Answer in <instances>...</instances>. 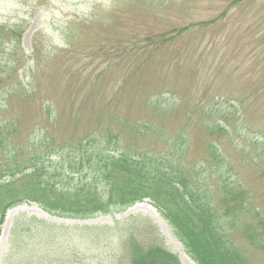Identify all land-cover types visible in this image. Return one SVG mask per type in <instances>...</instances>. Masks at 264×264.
<instances>
[{
    "label": "rangeland",
    "instance_id": "obj_1",
    "mask_svg": "<svg viewBox=\"0 0 264 264\" xmlns=\"http://www.w3.org/2000/svg\"><path fill=\"white\" fill-rule=\"evenodd\" d=\"M263 10L264 0H0V27L23 30L20 50L6 40L0 59L9 52L11 66L39 69L33 100L16 97L3 115L18 119L20 139L47 136L57 144L82 139L90 145L91 138L102 139V126L117 132L112 115L126 121L149 117L148 98L184 101L186 108L178 105L156 118L168 132L188 121L187 112L198 116L204 103L212 118L230 124L224 162L232 166L233 180L240 178L252 197L259 195L257 206L264 210V118L253 117L255 106L245 102L247 92L261 91L264 77ZM43 102L57 117L43 113ZM258 103L264 109V100ZM187 127L195 160L203 153V136ZM27 216L55 229L29 224ZM16 223L24 231L56 232L53 238L33 234L31 264H127L121 233L131 225L145 228L140 238L178 255L181 264H197L149 199L114 218L86 220L58 218L29 201L12 207L0 225V264ZM251 257L253 264H264L261 253Z\"/></svg>",
    "mask_w": 264,
    "mask_h": 264
},
{
    "label": "trees",
    "instance_id": "obj_2",
    "mask_svg": "<svg viewBox=\"0 0 264 264\" xmlns=\"http://www.w3.org/2000/svg\"><path fill=\"white\" fill-rule=\"evenodd\" d=\"M22 31L18 26L0 27V43L14 40L18 52ZM2 56L0 224L9 208L26 200L37 202L54 216L86 219L113 215L150 199L197 264H253L251 253L264 255V210L257 206L259 195L254 192L252 197L240 178L233 180L232 166L223 158V139L230 133V124L212 118L206 104H199L196 117L191 115L193 111L187 112L188 121L171 132L157 124L156 118L168 115L178 105L186 108L184 101L166 98L154 103L148 98L145 105L150 109L149 117L126 121L112 115L111 124L118 127L117 132L102 126V139L91 138L90 145L83 144L82 139L58 144L47 136L20 139L18 119L3 112L16 97L18 102L33 100L39 69L26 64L11 66V53ZM259 86L260 92H247L245 102L250 100L248 106H255L249 109L253 117L261 119L264 109L258 102L264 100V77ZM41 105L43 113L57 117L51 104ZM187 124L203 136V153L195 160L190 157L192 136ZM68 145L72 151H66ZM25 218L29 224L55 229L44 220ZM132 219L130 216L115 223ZM20 225L16 223L11 230L4 264H31L33 259L27 253L33 234L53 238L56 233L52 229L24 231ZM144 232L145 228L131 225L121 233L125 263L181 264L178 256L162 245L140 238ZM38 262L45 261L40 257Z\"/></svg>",
    "mask_w": 264,
    "mask_h": 264
}]
</instances>
